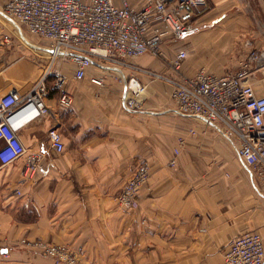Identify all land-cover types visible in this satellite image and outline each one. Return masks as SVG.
I'll return each mask as SVG.
<instances>
[{"label": "crops", "instance_id": "0c3cea01", "mask_svg": "<svg viewBox=\"0 0 264 264\" xmlns=\"http://www.w3.org/2000/svg\"><path fill=\"white\" fill-rule=\"evenodd\" d=\"M5 1L0 98L11 90L28 94L46 73L49 95L47 114L19 132L26 155L0 164V264H55L22 240L66 245L84 264H227L224 255L236 237L259 233L264 243V180L218 128L179 113L169 84L129 67L121 68L123 78L121 71L93 65L76 79V64L64 54L54 59L50 42L3 13ZM207 1L195 33L165 42L161 56L148 53L133 64L173 76L170 64L186 51L183 74L221 76L238 71L251 51L264 50V29L250 10L264 8V0ZM57 74L65 79L70 108L60 103ZM129 76L147 87L140 110L125 105ZM250 82L264 96V67L251 73ZM51 131L61 135L63 151L52 146ZM176 149L177 165L170 167ZM34 155L45 169L26 178ZM142 164L149 165L151 178L138 208L125 213L117 198Z\"/></svg>", "mask_w": 264, "mask_h": 264}, {"label": "built area", "instance_id": "2783aa9c", "mask_svg": "<svg viewBox=\"0 0 264 264\" xmlns=\"http://www.w3.org/2000/svg\"><path fill=\"white\" fill-rule=\"evenodd\" d=\"M207 7V0H142L139 6L132 0H6L2 11L31 35L50 42L54 59L64 54L73 61L78 80L84 79L87 70L97 65L118 71L129 67L152 81L169 84L178 112L201 118L218 128L234 144L241 161L264 180V96H258L250 82L251 73L264 67V50L251 51L238 71L221 76L204 70L191 77L183 74V63L188 58L186 51L178 53L170 64L175 72L173 76L133 64L148 53L159 57L165 42L185 40L195 33L199 29V14ZM47 77L48 73L24 96L11 90L0 98L2 167L26 155L19 132L47 114L44 102L49 95ZM92 81L104 84L100 78ZM125 82L126 107L140 110L146 85L135 76L126 77ZM64 87L65 79L57 74L55 88L61 92L60 103L70 108L73 100ZM50 140L57 151H63L59 133L51 131ZM176 163L177 158L171 161L173 166ZM44 169L41 156H31L24 176L32 179ZM150 178L149 165L142 164L135 169L117 198L122 211L138 208L141 189ZM21 244L55 264H84L66 245L42 240H22ZM224 258L227 264H264L262 236L258 233L238 236L232 240Z\"/></svg>", "mask_w": 264, "mask_h": 264}, {"label": "rangeland", "instance_id": "374dc122", "mask_svg": "<svg viewBox=\"0 0 264 264\" xmlns=\"http://www.w3.org/2000/svg\"><path fill=\"white\" fill-rule=\"evenodd\" d=\"M250 1H253V5H254V3H259V0H250ZM258 5V4H257ZM251 11H253V13L251 14V15H253L254 16V19L256 18L257 19V21H258V24H259V27L263 30L264 29V25H263V23H264V8H262V7H258V6H256V7H254V8H251L250 9ZM256 21V20H255ZM257 27V26H256ZM179 143H180V145H182L183 144V139H180L179 140ZM232 144V143H231ZM233 145V147H234V149H235V151H236V153H237V150H236V148H235V146H234V144H232ZM176 150H178L179 151V149H176ZM176 150H175V152H174V154H175V156H174V158L173 159H175V158H177V157H179V154H180V151H179V154H178V156L176 155ZM234 151V152H235ZM238 154V153H237ZM200 155L202 156L203 154L202 153H200ZM172 159V160H173ZM171 160V161H172ZM171 161H170V167H174V166H176L177 165V163L173 166V165H171ZM178 161V160H177ZM135 211V210H134ZM125 213H129V212H125ZM247 234H249V233H247ZM259 234V233H258ZM237 238V237H236ZM234 240V239H233ZM232 242V241H231Z\"/></svg>", "mask_w": 264, "mask_h": 264}, {"label": "trees", "instance_id": "16d2710c", "mask_svg": "<svg viewBox=\"0 0 264 264\" xmlns=\"http://www.w3.org/2000/svg\"><path fill=\"white\" fill-rule=\"evenodd\" d=\"M205 12H206V11H205ZM205 12H203V14H204ZM203 14H202V13H200V14H199V16H201V15H203Z\"/></svg>", "mask_w": 264, "mask_h": 264}]
</instances>
